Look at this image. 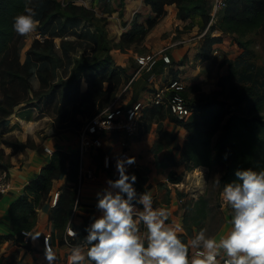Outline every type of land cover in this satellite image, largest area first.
<instances>
[{"label": "trees", "instance_id": "trees-1", "mask_svg": "<svg viewBox=\"0 0 264 264\" xmlns=\"http://www.w3.org/2000/svg\"><path fill=\"white\" fill-rule=\"evenodd\" d=\"M26 2L35 9V18L38 21L36 30L41 33L42 38H33L26 50L24 60L21 61L17 42L21 34L17 33L12 25L14 16L23 10ZM144 2L154 15L147 19L146 25L134 22L132 30L121 34V40L128 43L134 41L137 38L134 29H138L141 33L150 28L165 14L166 6L171 4L176 6L180 19H187L194 15L200 16L204 23L210 19L211 0H144ZM224 7H226V13L223 16L225 23L222 26L223 29L238 32L243 29L264 27V0H226ZM62 19L65 20L62 21ZM81 19L89 20L94 24L107 20L106 16H97L92 9L83 4H76L72 0L66 2L0 0V124L13 113L14 107L21 103H29L31 100H39L43 95L48 99V106L49 104L56 106L64 117H69L71 114L73 116L83 114L86 110L94 111L95 114L115 96L120 85V72L118 69L109 67L112 59L111 47L106 32L101 26H98L103 30L100 35L90 31H86L84 35L85 38L97 40L98 46H91L93 43H88L85 48H78L77 44L71 48H64L68 42L67 34L81 37L74 29L80 24ZM56 38H60L59 43L55 41ZM214 42V38H211L205 43L207 52L200 56V60L209 57L210 45ZM74 49L76 51L73 57ZM77 50L82 52L79 54ZM57 61L62 64L63 62L73 64V75L70 81L55 79L54 62ZM165 62L160 60L158 63L164 66ZM169 62L170 59L166 63ZM156 63L154 71L161 70V64ZM259 71L262 73L261 70ZM84 76L86 82L82 85L80 80ZM240 77L244 81H251V74L243 73ZM68 82H71L73 87L68 86ZM252 88L253 86L245 88L247 92L244 97L246 99L250 97L248 102H253L246 114L231 112L221 101L199 106V109H204V114L201 118L189 120L183 125L186 134L177 158L172 157L171 163L179 165L189 162L192 166L203 165L211 168L213 163L219 162L224 166V172L220 177L221 187L224 183L236 179L237 169L264 167V118L261 114L254 112L262 104L264 94L258 98L257 92ZM176 91L183 96L182 89H172L170 93ZM133 102H127L124 107ZM215 103L217 107L212 109L211 106ZM59 113L57 116L62 119ZM106 134L108 133H104L102 138ZM3 142L11 147L12 152L28 146L26 142L19 141L17 138ZM108 167L113 168L110 159ZM128 172L136 174L135 187L138 193L148 191L150 184L146 172L134 169ZM174 173L168 175L167 179L171 182H177L179 179L174 176ZM109 175L115 179L118 173L111 171ZM80 176V159L77 151L54 150L49 162L43 165L38 175L24 186L22 195L11 202L9 214L12 233L7 237L14 239L17 244L26 249L31 248L29 243L35 223V209L47 203L49 197L53 196L54 182L62 180V184L55 190L58 194L50 209L49 218L60 235L61 243H64L66 238L72 245H84L85 226L96 216L90 209H86L80 224L76 226L72 223L73 210L78 206L77 183ZM166 193L168 194V191ZM165 200L168 202V198ZM183 207L184 222L188 221L190 225L198 227L203 224L207 215V200L203 195L195 199L188 198L183 202ZM67 227L74 229L76 235L66 234ZM25 230L30 231L27 239L23 234ZM179 234L187 238L184 232ZM58 264H68V262L60 261Z\"/></svg>", "mask_w": 264, "mask_h": 264}, {"label": "rangeland", "instance_id": "rangeland-1", "mask_svg": "<svg viewBox=\"0 0 264 264\" xmlns=\"http://www.w3.org/2000/svg\"><path fill=\"white\" fill-rule=\"evenodd\" d=\"M60 1L66 2L68 0ZM72 1L76 4L87 6L97 16H106L107 20L103 22L104 24L102 22L94 24L89 20L81 19L80 24L74 28L81 37L67 34L68 42L64 48H71L75 44H77L78 48H85L88 43H93L91 46H98L99 42L97 40L85 38L84 35L86 31H90L91 33L97 32L100 35L103 30L99 29L98 26H101L106 32L110 42L109 46L111 47L110 54L112 59L109 67L110 69H118V72H120V85L116 91L117 96L121 94L120 103H127L132 95L139 96L140 91L144 89H147L150 94L147 96L141 95L138 99L147 103L150 101L152 93L157 88L168 87L170 80H176L183 85V97L187 105L192 108V115L186 120H180L165 106L146 105L137 118V124L140 128L138 130L139 135H136L135 139L140 138L145 133L150 134V139L155 141V148L160 152L156 154L155 149L150 150L151 153L148 155L147 164L139 165L138 163L137 165V162H134L131 165L132 167L127 169V171L134 169L146 172L148 181L155 185L152 192L153 206H161L168 210L169 217L167 222L173 226H179L178 232H184L187 238H190L194 231H198L203 227L207 230V234L212 235L223 219L227 215L230 217L232 211L231 207L222 199L221 183L216 182L217 175L220 179L223 174L224 166L219 162L213 163L211 168L203 165L192 166L189 162L173 165L171 158L176 159L178 156L179 148L186 134L183 125L189 120L199 119L203 116L204 109H199V106L221 101L231 112L246 114L252 107L253 102H248L250 97H247V99L244 97L247 92L245 88L253 86L252 90L257 92L258 98L264 94V27L252 30L243 29L238 32L231 29H223L222 26L225 24L223 16L226 13V7L217 11V15H215L207 27L209 20L204 23V21H201L200 16L197 15L181 20L177 15V8L166 6L165 14L150 28L143 30L141 33L138 29H134L137 38L128 43L120 38L123 30L122 26L125 25L127 19L132 17L133 19L136 18L137 21L145 20L142 18V14L146 15V12L141 7L139 0H127V6H131V9L127 8L129 10L128 15L127 11H125L127 3L124 0ZM64 20L62 19V21ZM35 37L42 38L41 33H38L36 29L19 36L17 42L19 44L21 61L24 60L26 50ZM211 38H214L215 42L210 45L209 57L200 60V56L207 52L205 43ZM55 41L59 43L60 38H56ZM184 47L186 51L185 55H182L179 51L182 52V48ZM74 51L76 50L72 51L73 57ZM78 51L77 53L79 54L82 52ZM148 54L152 55L155 60L152 65L150 62L147 64L138 63L137 58L139 56H146ZM165 55L170 59L169 63L164 61L163 56ZM174 56L179 57V61L175 60ZM160 60H163L167 65L162 66V63H158ZM155 63L157 65L161 64V70L157 68L159 71H154ZM197 64L199 65L197 66L199 69L190 71L193 65ZM54 65H56L54 67L56 80H71L73 75L72 63L63 62L62 64L57 61L56 63L54 62ZM243 73L251 74V81L241 79L240 74ZM85 79V76L81 78L80 82L82 85L85 84ZM253 80H256V82H252ZM125 85L127 86L126 89H124ZM68 86H72V83L70 82ZM130 91L131 93L129 94ZM216 104H212L211 108L215 109L217 107ZM254 112L261 114L264 118V100ZM57 113H59L57 107H54L52 104L48 106V99L44 95L39 100H31L29 103H21L14 107L13 113L8 118H4L5 120L0 124V172L3 169L6 171L7 167L11 165L8 155L3 150V147H7L3 141L18 139V135L27 132L22 125H19V122H14L16 118L30 120L27 121L28 125L24 126L31 127V130H34L36 135L38 132H42L45 136L59 131L77 130L79 139L81 127L84 126V123L92 114L94 115V111L88 112L87 110L83 114L76 116L71 114L69 117H64L62 113H59L62 117V119H59ZM22 122L23 124L27 123ZM10 127H12V130L9 129ZM106 135L108 136L101 140V146L104 141L115 140L119 146L121 142L128 140L126 138L127 134L123 132H119L118 134L113 132ZM126 142L124 143L127 145L128 143ZM26 143L28 146H32L34 138H28ZM101 146L93 151L88 150L86 152L89 153L88 156L91 162L97 166H102L110 173L114 168V164L112 163L113 168L108 167V164L105 166L104 153ZM112 146L116 147L114 144ZM121 146L123 145L121 144ZM98 149L101 150L97 151ZM126 149L128 150V148ZM125 156L130 155L125 154ZM161 156H163L164 161L159 163L160 161L157 160ZM84 157L85 153L82 155V161ZM155 162L157 163L155 164ZM170 165L173 166L172 169H169ZM173 172H175L174 176L179 178L177 182H171L167 179L168 175ZM201 173L204 174L203 180L198 179L196 181L197 175ZM61 182L62 180L54 182L53 196L49 197L46 203L49 216L53 205L52 201L55 198V190L62 184ZM162 183L166 185L161 186L160 184ZM78 186L80 187L78 200H80L82 179L78 180ZM166 191H168V194ZM201 195L207 200V215L203 224L198 227L197 225H190L187 223L188 221L184 222L185 209L183 202L188 198L195 199ZM166 198H168V202H166ZM46 207L45 209L47 210ZM78 209L81 208L77 206L73 210L72 223L77 218V215L81 214ZM55 260L67 262V259L57 258V256ZM92 263L90 261V264Z\"/></svg>", "mask_w": 264, "mask_h": 264}, {"label": "clouds", "instance_id": "clouds-1", "mask_svg": "<svg viewBox=\"0 0 264 264\" xmlns=\"http://www.w3.org/2000/svg\"><path fill=\"white\" fill-rule=\"evenodd\" d=\"M35 17L26 2L12 26L19 34L32 32ZM134 162L135 156L117 157V177L96 192L100 214L85 226L88 247L74 245L68 264H85L86 259L93 264H264V167L237 169L236 179L223 184L222 199L232 210L225 234L209 235L202 227L185 238L179 226L167 222L168 210L153 206L151 192H137L136 174L127 171ZM69 235L76 231L70 229ZM44 253L53 264L54 250L46 244Z\"/></svg>", "mask_w": 264, "mask_h": 264}, {"label": "crops", "instance_id": "crops-1", "mask_svg": "<svg viewBox=\"0 0 264 264\" xmlns=\"http://www.w3.org/2000/svg\"><path fill=\"white\" fill-rule=\"evenodd\" d=\"M124 1L125 3H127V0ZM139 3H141L140 4L141 7H143L144 12H146V15L142 14V18H144L145 20L137 21L136 18L133 19L132 17H129L125 25L122 24L123 25L122 33L123 31L127 32L129 29L132 30V25L134 22L146 25L147 19L154 15L150 7L147 4H145L144 0H139ZM127 5L128 3L126 4V6ZM168 6L172 8H176L174 4L167 5V7ZM130 7L131 6H127L125 8V11H127V15L129 13L128 9H131ZM185 51L186 48L184 47L182 48V52L181 51L179 52L182 55H185L184 54ZM174 59L178 60L179 57L174 56ZM165 65L167 64H164V66ZM197 66L199 65L197 64L195 67L193 66L190 71L198 70L199 67ZM171 81L172 80H170L169 82ZM130 93L131 91L129 92V94ZM148 94L150 93L147 91V89H144L140 91L139 96L141 95L147 96ZM139 96L137 97L136 95L135 96L132 95V97L130 96L131 98L128 100V102H133L135 99L138 100ZM146 104L154 105L151 102H147ZM22 121L26 123L27 121L30 120L19 119V118H16L14 120L15 123L19 122V125H22L23 128L27 130V132L18 135V140L22 142H27L28 138L33 137L34 144L32 146H27L22 150H18L14 152L11 151V147L9 146L3 147V150L8 155L9 161L11 163V165L7 167L6 173L13 182L14 187L13 190L8 192L7 194L0 195V264H48L47 260L45 259V253H44L45 237H48V240L50 242V247L54 250L57 258H61V259L65 258L67 259L68 262V256L70 254L71 247L59 241L60 235L57 229L54 227L53 221L49 218V212H47L48 208L46 207V202L45 204L40 205L35 209L36 217H35L34 226L32 228V235L36 232H39L40 234L34 238L31 235V239L29 243L31 247L30 249H26L25 247L20 246L19 244L16 243L14 239L7 237L8 234L12 233L10 214H9V207L11 202H13L22 195L24 186L31 179L35 178L38 175L39 170L43 165L49 162L51 154L54 150L58 149L66 152L77 151L78 142H79L77 130L59 131L57 133H53L45 136L42 132H38V134L36 135L35 131L31 130V127L29 128V126H24V125H28V122L26 124H23ZM139 128L140 127H138V130ZM9 129L12 130V127H10ZM119 132H116V134H118ZM138 135L139 134L137 132V136ZM106 136H104L103 138H105ZM126 138L128 139L125 140L128 143L126 146H121L120 142H119L120 145L118 146L115 140L104 141V143L101 146L102 151L104 153L103 154L104 161L105 158L107 157L108 161L109 159H111L112 163L114 164V168L112 169L114 173H117L116 171L117 157H126L125 154H129L130 156H135V163L137 162V165L138 163L139 165L140 164L144 165L145 163L147 164L148 162L147 161L149 159L148 155L151 153L150 150L155 149L156 154L160 152L157 151V148H155V141L150 139V134L148 133L143 134V136H141L138 139L137 138L135 139V137L133 138L132 136L129 135ZM113 144L116 145V147L112 146ZM126 148H128V150ZM94 149L96 148H93L90 151H93ZM117 149L119 150V153ZM88 154H89L88 152H85V157L83 158V161L81 159L80 162V173H81L80 179H82V189H81V194L79 196L80 200H78L79 201L78 206L81 209H78V211L81 214L77 215V218H75L73 222V224H75L76 226L80 224L81 220L86 214L85 211L86 209H90L95 216H98L100 214V210L96 207V200H97L96 192L97 190L106 187L107 180L111 178L107 170H105L102 166L95 165L93 162L89 160ZM157 161H160L159 163L164 161L163 156H161ZM156 163L157 162H155V164ZM130 167L132 166L127 167V169H129ZM172 168L173 166L170 165L169 169ZM149 183H150V187L148 191L151 192L152 194L155 185L151 182ZM52 204L54 205L53 202ZM45 207L47 208V210L45 209ZM141 210H142V206H141ZM229 219L230 217L227 215L220 223L216 231L212 233V235L219 236L221 234H225L230 228ZM82 246L85 249L88 247L87 244ZM57 262H58L57 260H54L53 264H57ZM85 263L90 264V261L86 259Z\"/></svg>", "mask_w": 264, "mask_h": 264}, {"label": "built area", "instance_id": "built-area-1", "mask_svg": "<svg viewBox=\"0 0 264 264\" xmlns=\"http://www.w3.org/2000/svg\"><path fill=\"white\" fill-rule=\"evenodd\" d=\"M226 5V0H211V10H210V19L207 24V27L210 25L212 20L214 19L217 11L223 8ZM164 61L168 62L169 58L167 55L163 56ZM138 63L147 64L154 63V58L152 55L139 56L137 58ZM151 67V66H150ZM127 86H124L126 89ZM183 88V85L178 83L176 80L170 82V85L166 88H157L156 91L152 93L151 99L148 102H151L154 105L165 106L170 110V112L178 119H186L191 113V108L187 105L184 97L178 93V91L174 93H170L172 89L180 90ZM123 89V91H124ZM115 96L111 99V101L99 110L97 113L92 115L85 123L84 126L81 127L79 131V143L77 148V153L81 162V158L83 153L93 148H97L101 146L102 135L104 133H110L114 131H120L127 134V136H132L133 138L137 135L138 132V124L137 118L141 110L147 105L146 102L141 101L140 99L134 101L132 104L124 107L127 103H120V95ZM124 141V140H123ZM126 142V141H124ZM124 142H121L123 146H126ZM127 143V142H126ZM108 164V163H107ZM128 165L127 167L131 166ZM204 174H198L196 181L198 179L203 180ZM80 183V182H79ZM14 184L11 181L10 177L6 173L5 170L0 172V195L7 194L11 190H13ZM79 186L77 187V192L79 191ZM57 192H55V198L53 199V203H55ZM71 227H67L66 234L69 235V230ZM24 238L30 234V231H23ZM73 236V235H70ZM64 243L69 247H73L66 238ZM50 246V242L48 237L44 238V246Z\"/></svg>", "mask_w": 264, "mask_h": 264}, {"label": "bare ground", "instance_id": "bare-ground-1", "mask_svg": "<svg viewBox=\"0 0 264 264\" xmlns=\"http://www.w3.org/2000/svg\"><path fill=\"white\" fill-rule=\"evenodd\" d=\"M199 166V165H198Z\"/></svg>", "mask_w": 264, "mask_h": 264}]
</instances>
